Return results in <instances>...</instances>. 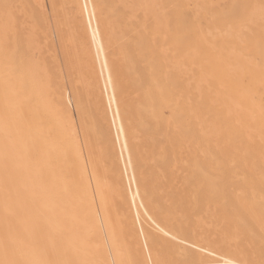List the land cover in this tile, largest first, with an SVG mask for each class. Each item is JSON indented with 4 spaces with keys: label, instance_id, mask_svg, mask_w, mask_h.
<instances>
[{
    "label": "bare ground",
    "instance_id": "bare-ground-1",
    "mask_svg": "<svg viewBox=\"0 0 264 264\" xmlns=\"http://www.w3.org/2000/svg\"><path fill=\"white\" fill-rule=\"evenodd\" d=\"M193 1L205 13L216 3ZM172 2L0 0V38L7 4L23 53L6 74L0 50V258L7 245L75 264H264V0H229L200 29ZM214 128L225 135L205 134ZM186 147L187 185L175 188ZM224 189L227 205L214 195ZM106 217L114 228L101 230ZM197 228L234 238L193 253Z\"/></svg>",
    "mask_w": 264,
    "mask_h": 264
},
{
    "label": "snow or ice",
    "instance_id": "snow-or-ice-1",
    "mask_svg": "<svg viewBox=\"0 0 264 264\" xmlns=\"http://www.w3.org/2000/svg\"><path fill=\"white\" fill-rule=\"evenodd\" d=\"M10 7H11L10 5H7V4L4 5V8L6 10L5 26H4L3 36L2 38H0V50L3 51L6 74H11L17 71L22 64V57H23L21 43H20L21 29H20V26L16 23H13L11 18L8 16L7 9ZM222 7L227 8L228 6L223 5ZM83 8L85 11H87L88 4L85 3L83 5ZM95 15L96 13H95V5H94L93 11L90 13V16L94 17ZM98 34H99L98 29L94 30L93 39H95L98 36ZM100 51H103L102 47L100 48ZM104 66L107 67V61H105ZM261 70L264 71V45H262ZM110 82H111V76L109 77V83ZM191 115L193 118H198L195 110L191 113ZM4 126H5V129H7V123H5ZM119 131L123 132L124 129L121 127ZM205 134L215 135L219 139L220 137L225 135V130L221 128H214V129H209ZM228 135L230 138L231 133H229ZM125 147H127L126 143H125ZM214 195L223 204L225 205L228 204L229 196H230V192L228 189L215 192ZM105 223H107L109 227L114 228L110 219L106 217L105 220L102 221L101 223V230H103V226ZM160 231L163 233L165 237L169 236V233L165 232L163 229H160ZM191 235L193 237V240H192V243L189 245V248L193 253L205 252L207 245H210V244H214L216 245V247H222V246L228 245L232 242V239L234 238L232 234L227 231L217 230L216 234L213 235L211 234L210 231H208L205 228H197L191 233ZM171 239L175 241L176 237L171 236ZM199 242H205V243H199ZM153 243L156 247H159L161 244L159 240H154ZM181 243H183V241H181ZM111 250L112 249L109 248V252H111ZM214 251H215V248L213 249V252ZM0 264H75V262L71 260H64V261L52 260L49 257V253L44 248H35L34 258L22 260V259L16 258L15 253L10 252L8 246L5 245L3 248V258H0ZM112 264H116V262L113 261ZM129 264H143V262L140 260H135V261H130ZM166 264H210V262L202 257L193 256L190 259H184L179 262L169 261V262H166ZM225 264H249V262L245 260L232 259V260L226 261Z\"/></svg>",
    "mask_w": 264,
    "mask_h": 264
},
{
    "label": "rangeland",
    "instance_id": "rangeland-1",
    "mask_svg": "<svg viewBox=\"0 0 264 264\" xmlns=\"http://www.w3.org/2000/svg\"><path fill=\"white\" fill-rule=\"evenodd\" d=\"M176 1V3H177V5L178 4H182V7H183V9H184V12L186 13V15H187V13H188V19L189 20H193V22L192 23H194L193 25L194 26H197L196 28H198V29H200L199 27H201V28H206V27H204V26H207V24L209 23L207 20H209L210 22H212V21H215L216 19H217V15H216V13L214 14L213 13V11H215V12H219L220 10H222L223 8H222V6L223 5H226L228 2H229V0H220L219 2L216 0V3H215V1L213 2V3H215L214 5L212 4L211 6H213L212 8L213 9H211V12H209V13H205V12H203L202 11V9L201 8H199V6H198V4H196V2L195 1H193V0H189V1H183V0H175ZM175 1L173 0V2L172 3H174V6H173V4L171 3V4H169L168 5V9H170V10H168L167 9V11H171V12H175V10H176V4H175ZM192 2V3H191ZM194 3H195V5H194ZM217 3H219L220 4V7H218L219 6V4H217ZM117 6H118V8H123V4L122 3H120V2H118L117 1ZM36 5V4H35ZM171 7V8H170ZM186 7V8H185ZM197 8H199L198 10H197ZM219 8V9H218ZM186 9H187V12H186ZM218 9V10H217ZM196 12V13H194V12ZM200 11V12H199ZM136 12H138V11H136ZM135 12V13H136ZM195 15H194V14ZM22 12L20 11V13H19V15H21L22 16ZM141 14V15H140ZM143 17V15H142V13H141V10H139V12L137 13V15L134 17L133 16V19H132V21H133V23L134 24H136L137 25V23H138V25H139V19L141 20V18ZM191 16V17H190ZM193 16H195V17H193ZM213 16V17H212ZM215 16V17H214ZM209 18V19H205V18ZM71 19H73V18H71ZM75 19H77V18H75ZM150 20V21H149ZM138 21V22H137ZM148 21L151 23L152 21H153V19H148ZM148 22V23H149ZM196 22V23H195ZM206 23V24H205ZM139 27V26H138ZM126 30L127 31H129L128 33H129V35H127L129 38L130 37H133V36H135L136 35V32H134L132 29V26H126ZM133 31V32H132ZM132 33V34H131ZM131 34V35H130ZM128 37H126V38H128ZM46 41V45H48V46H45L44 44V48H43V50H44V54H45V56H47V58H48V60L50 61V62H54L53 60V56H54V50L51 48V44L52 43H50L51 41L48 39V40H45ZM45 43V42H44ZM48 43V44H47ZM47 47H48V49H47ZM50 47V48H49ZM50 49H52V50H50ZM48 51V52H47ZM53 51V52H52ZM47 52V53H46ZM52 54H53V56H52ZM52 56V57H51ZM53 59V60H52ZM258 68H260V72H261V74L262 75H260V77H259V79H261L262 81H264V71H262L261 70V67H258ZM185 75V74H184ZM184 75H182V79H185V80H188V75L186 76H184ZM260 80V81H261ZM187 149H186V151H184V149H183V152L182 153H180L179 154V157H178V162L172 167V169H173V171H175V172H173L172 173V176H173V186L176 188V187H182V186H184V185H187V182L185 181V177H186V175H187V169H186V165H187V163H184L183 161H180V160H182L181 158L182 157H184V160H186V157L188 156L187 154H191V152H189V150H190V148H188V147H186ZM189 149V150H188ZM143 152L145 153L144 155H145V158H144V160H143V166H144V168L147 170V168H151V169H157L156 167H155V164H156V162H155V160L153 159V158H151V155L149 154V151H148V149L147 148H145V147H143ZM191 151V150H190ZM189 152V153H188ZM146 162V163H145ZM149 164V165H148ZM148 166V167H147ZM152 166V167H151ZM184 173V174H183ZM180 176V177H179ZM150 178H155V176H150ZM255 247V244L254 243H251V244H249V248H254Z\"/></svg>",
    "mask_w": 264,
    "mask_h": 264
}]
</instances>
